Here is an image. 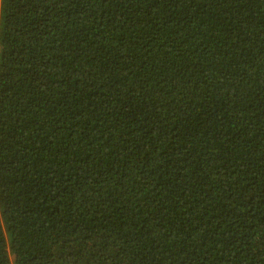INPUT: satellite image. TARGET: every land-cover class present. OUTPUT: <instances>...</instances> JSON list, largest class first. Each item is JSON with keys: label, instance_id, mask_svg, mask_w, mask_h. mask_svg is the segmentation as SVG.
Segmentation results:
<instances>
[{"label": "trees", "instance_id": "16d2710c", "mask_svg": "<svg viewBox=\"0 0 264 264\" xmlns=\"http://www.w3.org/2000/svg\"><path fill=\"white\" fill-rule=\"evenodd\" d=\"M0 264H264V0H0Z\"/></svg>", "mask_w": 264, "mask_h": 264}]
</instances>
